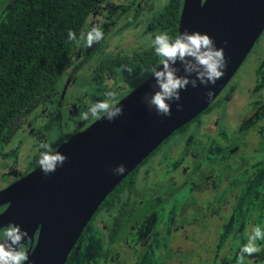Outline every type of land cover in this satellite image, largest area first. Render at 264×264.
I'll use <instances>...</instances> for the list:
<instances>
[{
  "label": "flooded vegetation",
  "instance_id": "obj_1",
  "mask_svg": "<svg viewBox=\"0 0 264 264\" xmlns=\"http://www.w3.org/2000/svg\"><path fill=\"white\" fill-rule=\"evenodd\" d=\"M14 1H8L1 15ZM154 2L100 0L83 30L96 25L103 39L91 48L77 44L59 84L11 121V137L0 142V190L39 167L42 143L47 142L53 154L95 122L91 116L82 117L91 104L117 103L150 76L153 66L143 64L153 59L155 52L148 56L152 42L163 34L161 10ZM141 36L149 38L148 43ZM247 59L260 81L256 89L245 91L231 80ZM125 66L134 69L131 76ZM257 66H264V30L212 103L132 170L133 183L128 178L122 184L131 171L105 197L64 264L236 263L252 230H264V165L259 166L264 162V71L257 73ZM139 76H144L140 84L125 89ZM55 131L57 137L49 143ZM174 137L177 143L167 146ZM168 162L162 183L161 169ZM243 192L248 199L235 207ZM250 198L253 204L247 203ZM39 228L32 243L27 240L18 250L26 253L34 247ZM256 243L261 251L245 255L244 264H264V241Z\"/></svg>",
  "mask_w": 264,
  "mask_h": 264
},
{
  "label": "water",
  "instance_id": "obj_2",
  "mask_svg": "<svg viewBox=\"0 0 264 264\" xmlns=\"http://www.w3.org/2000/svg\"><path fill=\"white\" fill-rule=\"evenodd\" d=\"M185 30L207 34L223 49L228 67L213 96L206 95L203 85H189L181 91L183 110L170 102L171 116H160L143 102L146 93L156 90L149 76L117 102L123 115L111 122L97 119L53 153L67 156L63 166L47 176L39 166L0 190V207L7 205L0 212V230L18 225L28 232L23 243H32L40 227L24 264H64L105 197L167 137L212 103L264 30V0H183L177 36ZM175 67L178 75L184 74L179 61ZM120 164L125 173L114 175L111 170Z\"/></svg>",
  "mask_w": 264,
  "mask_h": 264
},
{
  "label": "trees",
  "instance_id": "obj_3",
  "mask_svg": "<svg viewBox=\"0 0 264 264\" xmlns=\"http://www.w3.org/2000/svg\"><path fill=\"white\" fill-rule=\"evenodd\" d=\"M100 0H15L0 18V142L11 137V121L38 103L64 77L77 38ZM182 0H169L160 12L162 33L172 40ZM154 54V48L148 56ZM149 58V57H147ZM153 62V63H151ZM153 56L143 67L156 66ZM187 125L181 129H185ZM132 171L122 182L133 176ZM129 178V179H128ZM128 183V182H127ZM4 233L0 232V239Z\"/></svg>",
  "mask_w": 264,
  "mask_h": 264
},
{
  "label": "clouds",
  "instance_id": "obj_4",
  "mask_svg": "<svg viewBox=\"0 0 264 264\" xmlns=\"http://www.w3.org/2000/svg\"><path fill=\"white\" fill-rule=\"evenodd\" d=\"M103 31L100 27L93 25L90 29L82 30L77 38L76 34L69 30L67 33L68 41H75L78 45L91 48L94 43H99L103 39ZM152 47L155 55L159 57L160 65L153 66L150 76L154 77L156 90L143 97L148 109L155 110L157 115L171 116V103H176V110L182 111L181 91H186L188 86L197 88L203 85L208 97L213 96L214 86L217 81L225 74L228 61L223 49L217 48L212 37L199 32H189L185 30L174 40L167 34L156 35ZM183 67V75H178L179 68L175 67L177 62ZM125 70L131 76L134 69L125 66ZM213 87H209V86ZM110 99L114 98L112 92H106ZM101 114H103L101 116ZM123 115V106L108 101H99L89 106L88 112L82 113V117L87 120L89 116L94 119H107L109 122ZM41 148L45 151L40 153L37 161L44 175H49L56 171L58 166H63L67 156L60 153L52 154L51 146L44 142ZM114 175H123L126 171L124 164L113 168ZM28 236L26 229L20 226H10L4 232V242L0 243V264H24L27 256L24 251L17 250L21 247L25 237ZM264 241V230L256 227L248 237L247 243L240 248L236 264H243L245 255L252 256L259 253L261 249L257 246V241Z\"/></svg>",
  "mask_w": 264,
  "mask_h": 264
},
{
  "label": "rangeland",
  "instance_id": "obj_5",
  "mask_svg": "<svg viewBox=\"0 0 264 264\" xmlns=\"http://www.w3.org/2000/svg\"><path fill=\"white\" fill-rule=\"evenodd\" d=\"M8 1L9 0H0V18H1V13L3 12L2 11V9L7 5V3H8ZM169 0H155V2H154V7L157 9V10H162L163 8H164V6L167 4V2H168ZM141 34V33H140ZM140 38H142V42H145V43H148V41H149V38H147V37H145V36H141ZM255 48V51H261V49H260V47H258V46H255L254 47ZM250 57H248V59H249ZM246 60V62L239 68V70L236 72V74L234 75V77L232 78V80H231V82H233V81H235L236 83H238V84H240L241 85V87H239V88H241L242 90L244 89L245 91H247L250 87H253L254 89H256L255 88V86L259 83V81H260V78H259V76L257 77L256 76V74H255V72L254 73H252V67H250L249 66V62H250V60ZM264 71V66H263V68H260V66H257V73H259V71ZM84 71H86V70H84ZM262 71V72H263ZM126 75V74H125ZM129 80H131V78H129V77H127L126 78V81H129ZM144 80V76H139V77H137V78H134V79H132L129 83H128V87H126L125 89H132V88H134V86H137L138 84H140L142 81ZM263 81H264V79H263ZM88 82V81H87ZM246 82H248L250 85H249V87L248 88H245V86H246ZM247 83V84H248ZM255 85V86H254ZM263 85H264V83H263ZM85 86H87V84H85ZM125 93V91H123L122 92V94H124ZM192 128V127H191ZM57 132L55 131V133H54V136L53 135H49L48 137L50 138V139H48L47 141L49 142V143H52L53 141H54V137H57ZM56 135V136H55ZM196 135H198L197 133H196ZM177 140H176V137H174V138H172L166 145L168 146V145H171L172 143H177L176 142ZM162 157H163V155H160V160L162 159ZM264 165V162H262V163H260L259 164V166L260 167H262ZM168 167H164L163 169H161V176H160V179H162L161 180V182L162 183H165V179L167 178V176L165 177V178H163L165 175H166V173H164V172H162V170H164V169H169L170 168V164H169V162H168V165H167ZM168 173V172H167ZM144 183V182H143ZM142 183L141 182H139L138 183V185H141ZM248 199V195L247 196H245V192H243V194H242V196L240 197V199H241V201L238 199V202L237 201H235V207L239 204H241V205H244V200L245 199ZM171 201H173V199L171 198ZM170 201V202H171ZM252 202V203H251ZM247 203L248 204H253L254 203V199L253 198H250L249 200H247ZM260 208H262L261 206H260ZM256 209H257V207H256ZM254 214V213H253ZM252 218H254V215H252ZM261 222H262V226L264 227V217H262L261 218ZM259 258H260V256H259ZM236 264V263H235ZM244 264V263H243Z\"/></svg>",
  "mask_w": 264,
  "mask_h": 264
}]
</instances>
